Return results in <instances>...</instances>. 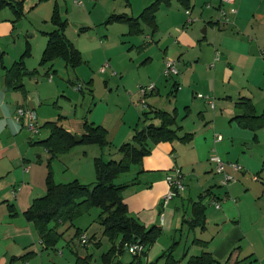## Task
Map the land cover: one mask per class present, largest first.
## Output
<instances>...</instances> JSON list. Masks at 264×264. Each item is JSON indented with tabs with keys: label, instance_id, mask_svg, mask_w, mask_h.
<instances>
[{
	"label": "crops",
	"instance_id": "0c3cea01",
	"mask_svg": "<svg viewBox=\"0 0 264 264\" xmlns=\"http://www.w3.org/2000/svg\"><path fill=\"white\" fill-rule=\"evenodd\" d=\"M15 1H23L25 14L19 20L10 7L0 9V264H44L43 255L48 248L34 222L26 219L24 213L34 198L46 192V170L41 164L40 154L44 146L37 142L46 139L51 128L46 125L48 128L44 130L47 132L35 139L30 136L29 133H33L25 126L24 120L18 121L16 116L20 107L33 109L40 133L46 122L57 120L43 117L41 120L45 121L39 123L38 111L43 108L41 106L47 94L39 82L38 68L30 71L25 59V73L20 82L23 86L14 88L7 80L9 69L21 58L28 43L33 49L27 37L42 34L45 37L44 51L47 44L45 32L55 27L51 16L56 3L60 11L63 10L61 0ZM82 1L78 5L73 0V4L93 7L88 15L92 22H95L92 17L95 12L105 13L99 0ZM64 5L66 9L62 14L65 17L70 12L67 4ZM196 6L200 7L197 12ZM232 8L237 9L236 14L231 12ZM189 9L196 21L184 27L186 10ZM221 9L230 16L229 22L224 21ZM162 12L168 15L165 17L168 24L164 31L160 30ZM155 21V28L142 21L152 29L151 41H144L139 46L132 45L142 49L140 55H145L144 63L155 59L158 61L154 72L139 77V88L150 84L155 86L144 98L143 113H148V116L143 124L159 122L151 113L153 109H177L178 113L187 115L179 124V135L191 133L192 138L186 142L175 139L153 145L151 153L141 163L143 173L139 175V183L124 190V200L130 213L141 223L147 227L157 225L174 238L178 234L181 236L184 226L188 227L184 221L192 218L193 203L198 201L200 194L206 193L203 200L206 205V227L195 230L187 228L188 232L194 233V237L184 253L186 258L206 250L221 264H233L236 260H240V264H264V182L251 178L253 173L264 178V144L260 143L258 134L252 136L253 130L240 126L234 119L241 113L236 105L241 96L250 97L256 111L264 113V53H261L264 49V0H235L234 3L223 0L161 1ZM196 22L200 27L204 26L203 36L199 34L200 27L193 28ZM122 28V31H126ZM30 31L33 34L30 35ZM123 33L136 35L128 33V26ZM136 41L133 40L134 43ZM152 42L157 43L158 47H151ZM105 44H108L107 40ZM153 50H156L155 56H152ZM168 59L178 62V74L175 78L169 77L173 79L169 88L162 82ZM53 63L46 71L47 75L51 74ZM104 66L115 68L113 74L118 73L114 60L110 62L108 59ZM104 66L101 68L103 72L107 70ZM31 78H34L35 84ZM162 90L167 93V98L170 93L175 95L173 103L170 99L167 102L166 96L161 94ZM199 94L212 97L214 107ZM59 115L66 118L62 113ZM63 119L61 122L64 125ZM83 122L82 130L64 126L72 133L81 135ZM218 135L222 136L220 141L216 140ZM242 138L244 144L251 142L248 147L250 152L238 143ZM255 148L258 151L252 153ZM214 149L224 160L238 161L244 166L242 172L236 173V180L223 187L222 175L215 171L210 161ZM174 166L182 169L186 189L164 206V196L169 190L166 176ZM225 196L227 199L224 200ZM216 201H219L220 207L216 206ZM10 205L14 207L13 213ZM70 226L69 223L61 225L59 231L64 233L63 236ZM64 227L67 228L63 230ZM195 239H200L201 243H196ZM202 241L207 244L202 245ZM154 245L156 249L148 254L149 261L161 248L156 243ZM234 249L237 250L233 260L228 263L227 259Z\"/></svg>",
	"mask_w": 264,
	"mask_h": 264
},
{
	"label": "rangeland",
	"instance_id": "374dc122",
	"mask_svg": "<svg viewBox=\"0 0 264 264\" xmlns=\"http://www.w3.org/2000/svg\"><path fill=\"white\" fill-rule=\"evenodd\" d=\"M99 1L103 4L101 10H105V13L102 14V11L95 12L92 15L95 22H92L88 15L92 12L93 7H85V5L78 6L77 4H73V0H61L63 14L66 9L65 3L70 12L69 15H65L69 20L66 29L67 37L79 49L84 59L76 68L67 66L65 60L60 58L54 61L51 74L47 75L46 71L50 70L51 63L43 64L41 62L43 55L42 46L45 37L39 33L36 37H27L33 44L31 54L25 58L27 67L30 71L36 70V68L39 69V73L37 74L39 82L43 84V91L47 94L44 104L41 106L43 108L41 111H38L39 123L42 124L45 121L41 120L43 117L58 120L59 113H62L66 116L63 122L68 128L74 127L82 130L81 123L87 119L89 122L94 121L95 124L102 125L107 130L106 136L108 144L106 146L80 142L66 153L59 154L54 158H51V155L42 147L40 154L41 164L46 170L45 182L51 172V176L56 183H68L78 178L82 183L93 185L97 180L95 158L102 157L106 161L111 159L120 160L122 154L119 149L126 140L132 139L135 124L140 126L144 125L145 116L143 112L145 107L142 103L138 85L139 77L147 75L148 72H154L158 66V61L155 59L154 61L144 63V54L140 55L142 49L139 50L137 47H132V45L139 46L144 41H151L149 38L152 34V29L142 24V33L138 35H123V32L127 31L125 24L112 23L106 25L105 20L112 12H127L130 15L134 14V16H137L143 10L142 8L153 0ZM199 9L200 7L196 6L195 12L199 11ZM77 10H79V13H77ZM189 11L191 10L189 9ZM166 16L168 15L165 12L160 14L161 31H164L168 24V19L165 20ZM188 17L189 15L187 14L184 27L188 22ZM191 17L195 19L191 23L193 25L196 18H194V14H191ZM198 23L196 22L193 28H199ZM88 27V30L81 32V28ZM120 27H123L122 29H126V31H122ZM203 27L201 26L198 30L201 36L204 34ZM30 32V35L33 34L32 31ZM154 39L156 40V37ZM106 40L108 44H105ZM133 40L137 41L134 43ZM156 44L152 42L151 47H158ZM154 51L156 50H153L152 56L156 54ZM108 59L110 62L114 60L118 70L117 74H113L116 70L115 68L112 69L109 66H104ZM112 65L114 66L113 63ZM103 66L107 69L104 72L101 70ZM31 79L35 84L34 78ZM172 81V78L162 77V82L168 88ZM163 92L164 90L161 93L164 94L163 97L166 96V100L170 99L173 103L175 95L170 93L169 98H167V93ZM178 115L177 121L178 124H181L185 113H178ZM42 128L43 130L40 134L29 133L30 136L35 139L41 138L47 132L44 129L48 127L43 125ZM251 133L252 136L258 134L260 143L264 144V127ZM243 142L244 140L242 138L238 143L244 147V150L250 152L251 149L248 147L251 145V142L246 144ZM257 149H252L251 152L256 153L258 151ZM141 170H143L142 166L133 165L128 172L121 174L115 182L126 183L135 181L133 185H136L139 183V175L143 173ZM255 176L257 179L254 178ZM251 178L255 181L259 180L264 182V178L258 173H253ZM99 213L100 208L93 207L88 212L76 218L73 221L74 225L65 231V235L56 247L45 251V255H43L45 260L44 264H76L78 256H89L88 264H104L103 253L111 248L112 243L108 237L103 235V227L99 223ZM66 228L64 227L63 230ZM77 228L86 231L89 237H95L87 247L81 244L80 236L75 235ZM187 228L189 227L184 226L181 236L178 234L174 238L171 233L162 229L160 236L155 242L161 248L158 249L159 251L155 257L149 261L148 254L156 249L155 243L149 247L145 246L146 253L140 255V263L152 264L157 262V264H166L165 258H160V256L177 241L176 246L173 247V255L178 260L176 264H184L186 260L184 259V253L194 237V233L192 231L188 232L189 230ZM180 238H182L181 243ZM133 259V255L125 252L123 254H117L113 259V264L118 262L126 264Z\"/></svg>",
	"mask_w": 264,
	"mask_h": 264
},
{
	"label": "trees",
	"instance_id": "16d2710c",
	"mask_svg": "<svg viewBox=\"0 0 264 264\" xmlns=\"http://www.w3.org/2000/svg\"><path fill=\"white\" fill-rule=\"evenodd\" d=\"M161 1L156 0L149 4L139 16H132L127 13L111 14L105 21V24L112 22L125 23L128 26L129 34H139L143 32L142 21L151 27H156L155 13L159 8ZM186 2L187 0H182ZM10 7L17 20L25 14L23 1L15 0H0V9ZM51 22L54 24V29L45 32L47 35V44L43 51L41 62L43 64L52 63L57 59H64L67 66L76 68L84 61L79 49L67 37L66 29L68 27V19L63 16L58 4L54 7L51 16ZM88 28H81V32ZM31 54V46L28 43L26 50L20 59L16 60L8 71V84L14 88H21L23 74L25 73V58ZM236 105L241 110L234 119L244 128L257 131L264 126V113L256 111L253 100L248 96H241L236 102ZM154 118L159 120L158 123L149 122L142 126L137 125L134 128L132 139L124 142L120 147L122 157L120 160H103L102 157L95 158V169L97 180L93 185L82 183L79 179H74L68 183H56L51 172L46 181V192L44 195L33 199L31 206L25 211L26 219L34 222L43 243L48 249L55 248L58 242L63 237V232L59 228L63 224L69 223L74 225L73 221L91 208H100L99 223L103 227V235L109 238L112 243L111 248L103 253L104 264H113V259L117 254L128 252L127 245L135 242H141L144 246L153 245L160 236L162 229L153 225L145 226L130 211L127 203L124 200V190L133 185L135 181L126 183H116V179L123 173L128 172L133 165H140L143 158L149 155L153 145L163 141H173L179 139L181 141H190L191 133L179 135L181 130L177 121L178 111H168L165 109H153L151 111ZM145 120L148 113H144ZM64 116L59 115L57 121H48L45 125L50 126L51 132L46 139L40 140L37 143L42 144L51 155V158L57 157L59 154L66 153L78 142L75 140V135L67 130L61 120ZM106 128L102 125L89 122L87 119L83 122V133L81 134V143L97 144L106 146L108 144L106 136ZM143 171V170H141ZM206 193L199 196L198 201L192 205V218L186 219L184 224H187L191 230L196 228L203 229L206 227V205L203 200ZM13 213L14 207L10 205ZM87 232L81 228L76 229V236H81ZM88 235V234H87ZM89 237V235H88ZM95 237H89L88 243L82 245L87 247ZM196 243H201L200 239H195ZM177 241L168 250L164 251L160 258L164 257L166 264H176L177 259L173 255V247ZM207 242L202 241V245ZM237 249H234L227 262L233 260ZM145 250L140 254H132L134 259L126 264H141L139 261L140 255L145 254ZM184 255V264H221L213 254L209 251H202L198 255H193L186 258ZM89 256H78L76 264H88ZM240 260H236L233 264H240ZM116 264H123L118 262ZM157 264V262L152 263Z\"/></svg>",
	"mask_w": 264,
	"mask_h": 264
},
{
	"label": "built area",
	"instance_id": "2783aa9c",
	"mask_svg": "<svg viewBox=\"0 0 264 264\" xmlns=\"http://www.w3.org/2000/svg\"><path fill=\"white\" fill-rule=\"evenodd\" d=\"M75 1L78 5L83 3L82 0H75ZM223 1L229 2V3L235 2V0H223ZM231 12L233 14H236L237 9L232 8ZM187 14L189 15V17H188V22H187L186 26H189L195 19H193L191 17V11L187 10ZM221 16L223 17L225 22L230 21V18H229L230 16L225 12L224 9H221ZM261 53L262 54L264 53V49H262ZM164 74L166 77H174L175 75L178 74L177 63L175 60L168 59L166 61V67L164 70ZM154 88H155L154 84H150L148 86H141L140 87L142 103L145 102L144 98L146 97V95L148 93L152 92L154 90ZM198 96L202 97V98H207L210 101L212 107H214V99L212 97L206 96L203 94H199ZM16 119L18 121L23 119L25 122V126L33 134H39L40 133L41 129H40V126L37 122L36 113L33 109L20 107L17 111ZM221 139H222L221 135H218L216 138L217 141H220ZM210 161L215 164V171L222 175V180H221L222 185H228L229 183L235 181L236 180L235 173L242 172L244 170V166L241 163H239L238 161H225V160H223L217 154V151L215 149L211 153ZM254 178L257 179L256 176ZM166 181H167L169 190L166 193V195L164 196V200H163L164 206H166L169 201H171L172 199H174V198L178 197L180 194H182L186 189L185 175H184L182 169L178 166H174L167 173ZM223 199L225 200V199H227V197L225 196ZM215 204L217 207H220L219 201H216ZM80 238H81V242L83 244L88 243L89 237L86 233L82 234L80 236ZM126 248H127L128 252L132 253V254H135V253L140 254L145 250V246L141 242L132 243L130 245H127Z\"/></svg>",
	"mask_w": 264,
	"mask_h": 264
},
{
	"label": "water",
	"instance_id": "95a60500",
	"mask_svg": "<svg viewBox=\"0 0 264 264\" xmlns=\"http://www.w3.org/2000/svg\"><path fill=\"white\" fill-rule=\"evenodd\" d=\"M75 140H76L78 143H80V142L82 141V137H81V135L76 134V135H75Z\"/></svg>",
	"mask_w": 264,
	"mask_h": 264
}]
</instances>
